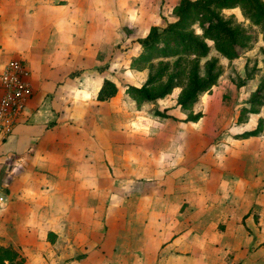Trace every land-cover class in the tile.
I'll list each match as a JSON object with an SVG mask.
<instances>
[{
  "label": "crops",
  "instance_id": "1",
  "mask_svg": "<svg viewBox=\"0 0 264 264\" xmlns=\"http://www.w3.org/2000/svg\"><path fill=\"white\" fill-rule=\"evenodd\" d=\"M111 7V0H0V72L11 59H23L32 86V96L14 132L0 146V194L6 196L0 209V245L13 246L26 264H114L111 259L116 258L126 264L128 255L120 253L128 252V237L120 233L116 241L105 228L99 226L95 231V223L113 221L112 209L125 218L128 206L143 196L164 202L155 206L156 214L151 213L154 220L185 222L176 217L185 183L174 192L178 186L169 181L110 182L103 180H110L107 170L97 166H104L103 157H124L117 153L120 139L112 127L119 124L117 113L126 108L115 105L120 86L105 68L117 21ZM106 79L116 83L118 93L100 101ZM138 132L129 137L135 148L131 155H135L127 159L134 158L135 165L142 167L143 139L148 136L141 129ZM122 139L127 143V132ZM156 146L150 145L152 152L158 151ZM153 189L159 192L153 194ZM261 190L248 200L264 214V187ZM171 201L176 204L169 205ZM183 234L190 235V230ZM235 234L240 237L241 231ZM174 235L154 239L150 253L155 255L154 264L230 261L226 253L209 251L206 243V250L199 245L176 249L170 242ZM246 236L245 250L241 246L243 252L231 264H264V260L254 261L252 251L256 238L260 239L258 246L264 242V227ZM136 240L131 256L141 251ZM227 243H219L224 252ZM159 251L165 256L157 259ZM174 253L194 256L183 260L168 256ZM241 253L247 255L246 260H241ZM207 254L212 261H207ZM215 254L218 261H213Z\"/></svg>",
  "mask_w": 264,
  "mask_h": 264
},
{
  "label": "rangeland",
  "instance_id": "2",
  "mask_svg": "<svg viewBox=\"0 0 264 264\" xmlns=\"http://www.w3.org/2000/svg\"><path fill=\"white\" fill-rule=\"evenodd\" d=\"M180 1L127 0L126 6L125 0H111L113 18L117 21L107 54L109 62H105V68H109L111 77L120 86L115 105L126 108V112L117 113L119 124L112 127V131L120 139L116 142L119 145L117 153L124 157H103L105 167L96 165L107 170L110 180L103 178L105 181H136L145 184L169 181L178 186L174 192H179L183 183L186 185L184 198L177 210L179 212L176 211V217H181V220L185 218L184 223L177 218L170 223L154 220L151 213L156 214L158 209L155 206L164 202L162 199L146 196L128 206L124 212L125 218H120L118 210L112 209L110 213L113 221L95 223V231L99 226L105 228L106 233L117 237L116 241L120 233L128 237L126 245L123 244L128 252L126 255L120 253L124 257L128 255L126 264L129 261L130 264H154L155 260L152 259L155 255L150 254L155 247L154 239L174 233L176 235L170 242L176 249H184L186 245H199L205 249L206 243L209 251L226 253L230 260L227 264H231L237 253L245 250L243 244L248 240L246 234L258 229L263 231L264 227V214L260 207L249 204L248 200L263 193L264 127L259 136L250 137L248 141L242 138L243 133L258 126L260 118L264 119V106L258 114L243 110L249 108L252 93L264 79V35L259 27L253 26L244 17L240 8L226 9L223 15L233 17L243 27L252 29L255 41L251 48L234 60L222 56L213 48L212 41L209 42L212 45L210 55L202 58L201 64L211 57H219L223 73L210 91L200 95L192 109L184 110L178 104L183 86L176 87L171 94L153 101L136 100L126 92L128 86H142L150 71L149 65L139 69L132 65L133 59L143 51L139 39L146 37L152 26L162 28L175 21L177 16L174 8ZM197 32L200 33V29ZM158 110L172 117L158 115ZM198 113L202 114L201 118L198 121L192 120L190 114ZM139 129L143 132L142 135L148 136L143 139L142 167L135 165L134 158L132 161L128 160L135 155H131L135 148L129 137L134 132L139 133ZM126 132L127 143L122 139ZM151 144L157 145L158 151L152 152ZM96 149L100 150L98 147ZM129 192L127 190V194ZM150 192L157 194L159 191L153 189ZM120 193H124L123 190ZM172 204H176V201L169 203ZM185 230H190V235L183 234ZM226 230L228 234H224ZM237 231H241L240 237L235 236ZM135 239L138 241L136 248L141 251L136 256H131L129 254L134 251L132 244ZM259 240L256 238L252 247L254 261L264 260V242L258 246ZM221 241L230 242L227 243L228 249L225 252L221 250ZM117 255L116 253L115 257ZM210 255L207 254V261H212L209 259ZM240 255L241 260H246L247 255ZM162 256L165 255L159 251L157 259ZM168 256L183 260L194 254L174 253ZM212 257L213 261L219 260L216 254ZM111 261L118 263L117 258ZM123 262L124 260L120 263Z\"/></svg>",
  "mask_w": 264,
  "mask_h": 264
},
{
  "label": "trees",
  "instance_id": "3",
  "mask_svg": "<svg viewBox=\"0 0 264 264\" xmlns=\"http://www.w3.org/2000/svg\"><path fill=\"white\" fill-rule=\"evenodd\" d=\"M234 8H240L244 17L264 35V0H181L174 8L175 21L162 28L152 26L146 37L139 39L143 51L133 59L132 65L137 69L149 65L150 71L142 86H128L126 92L136 100L153 101L183 86L178 104L184 110L192 109L200 95L210 91L223 73L219 57H211L201 64V59L210 55L209 42L212 41L213 48L222 56L234 60L255 41L252 29L223 15L224 10ZM117 93L116 83L106 79L98 99L105 101ZM249 104L243 110L255 114L264 106V79L252 93ZM156 113L172 117L159 110ZM201 116V113L190 114L194 121ZM263 127L264 119L260 118L258 126L243 133L242 138L259 136ZM0 264H26V258L13 246L0 245Z\"/></svg>",
  "mask_w": 264,
  "mask_h": 264
},
{
  "label": "built area",
  "instance_id": "4",
  "mask_svg": "<svg viewBox=\"0 0 264 264\" xmlns=\"http://www.w3.org/2000/svg\"><path fill=\"white\" fill-rule=\"evenodd\" d=\"M29 71L23 59H11L0 72V146L12 135L32 96ZM6 196L0 194V209Z\"/></svg>",
  "mask_w": 264,
  "mask_h": 264
}]
</instances>
